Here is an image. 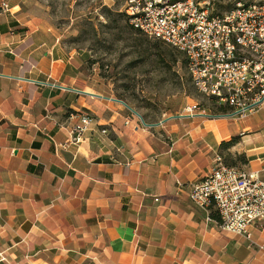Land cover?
Here are the masks:
<instances>
[{"label": "crops", "instance_id": "obj_1", "mask_svg": "<svg viewBox=\"0 0 264 264\" xmlns=\"http://www.w3.org/2000/svg\"><path fill=\"white\" fill-rule=\"evenodd\" d=\"M3 1L0 264H264V225L249 246L188 197L216 156L264 180V123H246L264 107L149 121L78 81L82 63L46 49L39 20ZM85 114L81 142L62 147Z\"/></svg>", "mask_w": 264, "mask_h": 264}, {"label": "built area", "instance_id": "obj_2", "mask_svg": "<svg viewBox=\"0 0 264 264\" xmlns=\"http://www.w3.org/2000/svg\"><path fill=\"white\" fill-rule=\"evenodd\" d=\"M122 1L134 29L183 54L197 92L227 106L224 115L244 119L264 107V2H237L215 12L197 0ZM2 8L11 12L14 7L3 1ZM179 115L215 114L194 102ZM93 120L82 115L61 146L81 142ZM188 197L195 207H214L221 230L243 236L249 246L256 244L251 228L264 225V180L258 171L227 165L216 156L203 178L190 185Z\"/></svg>", "mask_w": 264, "mask_h": 264}, {"label": "rangeland", "instance_id": "obj_3", "mask_svg": "<svg viewBox=\"0 0 264 264\" xmlns=\"http://www.w3.org/2000/svg\"><path fill=\"white\" fill-rule=\"evenodd\" d=\"M8 1L18 5L19 14L29 21L32 17L39 20L40 41L46 43V49L56 45L61 57L72 56L71 61L82 63L81 71L75 70L78 81L82 80L93 92L125 100L149 121L179 115L185 105L194 102L211 114L229 110L197 92L181 52L130 25L122 10V0ZM197 1H205L215 12L229 10L237 2H264ZM254 118L264 123V108L247 118L246 123L252 124Z\"/></svg>", "mask_w": 264, "mask_h": 264}, {"label": "trees", "instance_id": "obj_4", "mask_svg": "<svg viewBox=\"0 0 264 264\" xmlns=\"http://www.w3.org/2000/svg\"><path fill=\"white\" fill-rule=\"evenodd\" d=\"M239 139H240V135H234L229 140L222 141L220 143V148H228V147L234 145ZM226 164L231 165L233 163L226 162Z\"/></svg>", "mask_w": 264, "mask_h": 264}, {"label": "water", "instance_id": "obj_5", "mask_svg": "<svg viewBox=\"0 0 264 264\" xmlns=\"http://www.w3.org/2000/svg\"><path fill=\"white\" fill-rule=\"evenodd\" d=\"M128 106V105H127ZM129 107V106H128ZM131 110H133L134 111V109H132L131 107H129ZM135 112V111H134ZM181 116H183V115H173L172 117H181Z\"/></svg>", "mask_w": 264, "mask_h": 264}]
</instances>
